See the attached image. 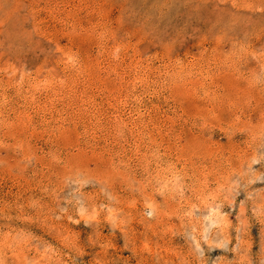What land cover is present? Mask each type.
<instances>
[{"label": "rangeland", "instance_id": "rangeland-1", "mask_svg": "<svg viewBox=\"0 0 264 264\" xmlns=\"http://www.w3.org/2000/svg\"><path fill=\"white\" fill-rule=\"evenodd\" d=\"M0 264H264V0H0Z\"/></svg>", "mask_w": 264, "mask_h": 264}]
</instances>
